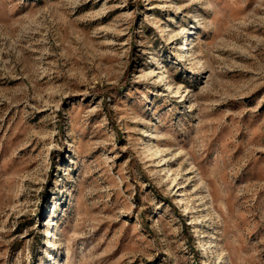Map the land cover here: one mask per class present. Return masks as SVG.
<instances>
[{"label":"rangeland","instance_id":"1","mask_svg":"<svg viewBox=\"0 0 264 264\" xmlns=\"http://www.w3.org/2000/svg\"><path fill=\"white\" fill-rule=\"evenodd\" d=\"M0 264H264V0H0Z\"/></svg>","mask_w":264,"mask_h":264}]
</instances>
